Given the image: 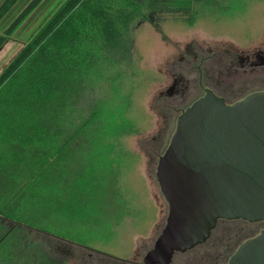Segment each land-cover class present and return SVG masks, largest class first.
<instances>
[{"label": "trees", "instance_id": "16d2710c", "mask_svg": "<svg viewBox=\"0 0 264 264\" xmlns=\"http://www.w3.org/2000/svg\"><path fill=\"white\" fill-rule=\"evenodd\" d=\"M22 1L0 3V25ZM46 1L30 0L14 17L0 51ZM248 2L65 0L0 76V218L85 249L113 242L132 212L111 154L112 97L92 100L94 87L116 89L137 20L160 32L164 19L193 26L233 17ZM257 235L230 244L221 264ZM14 241L0 225V264H56Z\"/></svg>", "mask_w": 264, "mask_h": 264}, {"label": "rangeland", "instance_id": "374dc122", "mask_svg": "<svg viewBox=\"0 0 264 264\" xmlns=\"http://www.w3.org/2000/svg\"><path fill=\"white\" fill-rule=\"evenodd\" d=\"M29 1L23 0L0 25V35ZM64 1L47 0L8 40L0 51V76ZM158 25L160 32L143 20L132 25V51L120 68L122 78L116 89L96 86L91 97H112L108 105L115 112L117 129L111 138V154L121 170V187L131 216L120 225L113 242L91 250L0 218L5 231L14 230V242L21 249L37 252L56 264H143L168 216V204L156 179L158 161L170 144L178 117L204 95L198 68L212 72L215 81L207 79L205 72L203 86L213 85L229 104L264 91V65L252 68L245 61L257 62L258 55L264 56V0H249L244 11L233 17L217 20L204 16L193 26L164 19ZM180 76L184 79L181 84L188 86L183 98L169 93ZM263 229V223L221 222L213 243L178 256L174 264L182 259L192 264H221L230 244ZM214 244L218 246L214 248Z\"/></svg>", "mask_w": 264, "mask_h": 264}, {"label": "water", "instance_id": "95a60500", "mask_svg": "<svg viewBox=\"0 0 264 264\" xmlns=\"http://www.w3.org/2000/svg\"><path fill=\"white\" fill-rule=\"evenodd\" d=\"M178 117L156 179L165 226L143 264H171L206 244L220 221L264 223V91L229 104L212 90ZM228 264H264V229Z\"/></svg>", "mask_w": 264, "mask_h": 264}, {"label": "flooded vegetation", "instance_id": "af4514ba", "mask_svg": "<svg viewBox=\"0 0 264 264\" xmlns=\"http://www.w3.org/2000/svg\"><path fill=\"white\" fill-rule=\"evenodd\" d=\"M257 59H258V61L257 62H251L250 61V58H246L245 59V61H246V63L250 66V67H255L256 65H259V64H263L264 65V56H257ZM242 62H243V59L241 60ZM198 70H199V72H200V86H201V89H202V91L204 92V90L205 89H210V90H212L216 95H218L219 97H222V98H224L222 95H220V94H218L211 86H213V85H211V86H207V87H204L203 86V79H204V73L206 72V78L207 79H209V80H211L212 82H214L215 81V79H214V77H213V74H212V72H210L209 70H205V72L203 73V71H202V69L201 68H198ZM184 82V79L182 78V76H180L179 78H175L174 79V82H173V86H172V88H171V90L169 91V93H170V95L172 96V95H174V94H180L181 95V98H183L184 97V91L185 90H187L188 89V86H185V85H183V84H181V83H183ZM187 84L189 83V82H186ZM183 87L182 89L180 88V87ZM179 92H181V93H179ZM205 94V93H204ZM204 96V95H203ZM202 96V97H203ZM201 98V97H200ZM225 99V98H224ZM198 100V99H197ZM226 100V99H225ZM227 102V101H226ZM264 224V223H263ZM203 246V245H202ZM200 247V246H199ZM198 248V247H197ZM196 249V248H195ZM194 250V249H193ZM192 251V250H191ZM190 252V251H189ZM188 253V252H187ZM187 253H184V254H181V255H185V254H187ZM202 256L204 257V255L202 254ZM176 260H174L173 259V262L171 263V264H174V262H175ZM178 264H192V262H191V260H185V259H182ZM206 264V263H205ZM207 264H216V262L214 261V262H209V263H207Z\"/></svg>", "mask_w": 264, "mask_h": 264}, {"label": "crops", "instance_id": "0c3cea01", "mask_svg": "<svg viewBox=\"0 0 264 264\" xmlns=\"http://www.w3.org/2000/svg\"><path fill=\"white\" fill-rule=\"evenodd\" d=\"M33 231V230H32ZM36 232V231H35ZM39 233V232H38Z\"/></svg>", "mask_w": 264, "mask_h": 264}]
</instances>
